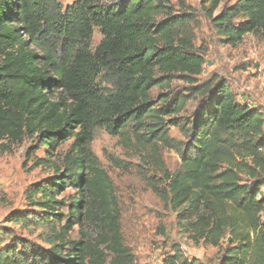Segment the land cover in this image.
<instances>
[{
    "label": "trees",
    "instance_id": "1",
    "mask_svg": "<svg viewBox=\"0 0 264 264\" xmlns=\"http://www.w3.org/2000/svg\"><path fill=\"white\" fill-rule=\"evenodd\" d=\"M166 1L0 0V152L29 140L26 156L45 149L34 166L53 172L26 190L25 214L8 218L42 231L49 250L3 247L9 234L0 229V264H137L89 147L95 129L115 135L128 127L143 148L178 155V169L162 168L150 187L191 240L217 248V264H264V112L216 76L157 107L152 89L175 74L196 83L205 63L189 38H179L186 18L156 20ZM218 4L210 0L206 14L223 44L235 48L249 35L264 41V0H238L213 16ZM95 29L102 39L91 49ZM198 98L191 120H164ZM169 127L183 139L171 138ZM88 218L100 226L99 240L71 238ZM177 262L190 264L178 255L163 264Z\"/></svg>",
    "mask_w": 264,
    "mask_h": 264
},
{
    "label": "rangeland",
    "instance_id": "2",
    "mask_svg": "<svg viewBox=\"0 0 264 264\" xmlns=\"http://www.w3.org/2000/svg\"><path fill=\"white\" fill-rule=\"evenodd\" d=\"M57 1L66 7L76 0ZM114 1L97 0L101 4ZM237 1L219 0L213 16L223 7L232 6ZM209 7L210 0L165 2V9L156 20H165L169 14L171 17L186 18V24L180 28L179 38H189L205 63L196 83L182 74L171 75L169 80L152 89L153 100L158 107L165 101L172 103L177 97L188 98L197 86L216 76L230 85L238 100L242 98V102L264 112V41L249 35L235 48L226 46L207 17L206 9ZM101 39V34L95 29L90 42L91 49ZM201 100H189L181 112L168 115L164 120L186 123L197 111ZM168 135L177 141L183 139L174 127L168 128ZM3 143L5 141L0 144ZM69 144L70 141L60 148L55 161ZM89 147L110 181L120 214L123 241L137 264H163L165 259L174 255L190 264H217L219 250L201 242L195 244L176 213L165 206L151 190L150 183L152 179H161L162 168L170 173L178 169L180 159L173 150L161 148L155 152L152 148H143L137 143L130 127L115 135H110L103 129H95ZM30 148L31 142L24 140L21 144L11 145L8 151L0 152V229L7 230L9 234L3 238V247L16 245L19 251L35 253L38 250H49L42 239V231L8 221L11 216L25 214L28 210L26 190L53 176L52 171L34 166V159L41 158L45 149L36 151L31 158L26 156ZM159 183L163 185L162 182ZM262 193L264 194V188ZM64 196H75V193L67 190ZM69 236H82L86 241L94 243L99 240L100 226L95 220L88 218L80 227H74ZM109 259L110 257L107 258V263Z\"/></svg>",
    "mask_w": 264,
    "mask_h": 264
},
{
    "label": "built area",
    "instance_id": "3",
    "mask_svg": "<svg viewBox=\"0 0 264 264\" xmlns=\"http://www.w3.org/2000/svg\"><path fill=\"white\" fill-rule=\"evenodd\" d=\"M239 101H240V102L243 101L242 98H239Z\"/></svg>",
    "mask_w": 264,
    "mask_h": 264
}]
</instances>
